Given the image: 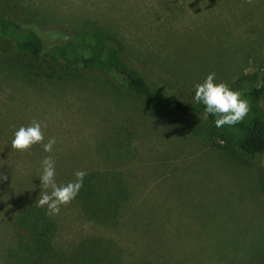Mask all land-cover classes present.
<instances>
[{"label": "rangeland", "instance_id": "374dc122", "mask_svg": "<svg viewBox=\"0 0 264 264\" xmlns=\"http://www.w3.org/2000/svg\"><path fill=\"white\" fill-rule=\"evenodd\" d=\"M0 8L39 30L109 34L176 99L194 101L195 85L215 73L232 90L263 87L264 106V0H0ZM3 54L41 67L0 37ZM11 71L0 65V264L14 216L45 191L46 155L57 184L76 170L114 173L127 193L111 226L88 220L74 199L61 206L50 215L57 248L99 237L120 252L111 264H264V153L220 143L203 116L166 115L105 73L53 69L55 77L28 83ZM33 121L46 125L45 142L55 138L52 153L11 147Z\"/></svg>", "mask_w": 264, "mask_h": 264}, {"label": "trees", "instance_id": "16d2710c", "mask_svg": "<svg viewBox=\"0 0 264 264\" xmlns=\"http://www.w3.org/2000/svg\"><path fill=\"white\" fill-rule=\"evenodd\" d=\"M35 22L5 14L0 8V37L9 41L17 53L40 64L32 68L22 60L13 63L10 55H0V65H7L23 81L34 83L55 77L58 73L80 78L85 73H105L127 92L156 103L166 115L195 114L204 117L202 104L185 101L166 93L164 85L151 83L122 55L116 39L103 31L73 32L39 30ZM48 32V33H46ZM53 34L45 37L43 34ZM45 68V69H41ZM11 71V72H12ZM73 74V75H72ZM61 80V76L57 75ZM263 87L256 86L241 92L249 102L245 118L233 126L217 128L215 116L206 120L211 124L216 139L238 148L244 154L264 153V106L261 104ZM127 193L117 174L87 172L83 186L74 199L90 221L114 225ZM57 225L46 209L38 204L24 206L11 223V243L3 249V264H111L118 262V248L99 237L82 240L66 252L56 247Z\"/></svg>", "mask_w": 264, "mask_h": 264}, {"label": "clouds", "instance_id": "9594fccd", "mask_svg": "<svg viewBox=\"0 0 264 264\" xmlns=\"http://www.w3.org/2000/svg\"><path fill=\"white\" fill-rule=\"evenodd\" d=\"M193 99L196 103L202 104L204 118L209 116L217 117L214 124L217 128L224 125L233 126L240 123L249 112V102L242 98L238 90H232L226 83L217 82L216 74L209 73L201 83L195 85ZM46 127L42 122L33 121L28 126H20L13 133L11 147L19 152H27L34 145H40L43 152L52 153L55 138H49L45 142L42 128ZM264 166V158L260 161ZM40 185L45 191L39 193V206H46L49 215L60 213L61 206L69 204L76 198L83 186L86 171L76 170L75 179L66 184H57L55 180L56 166L51 155L42 158ZM6 179L0 175V181Z\"/></svg>", "mask_w": 264, "mask_h": 264}]
</instances>
